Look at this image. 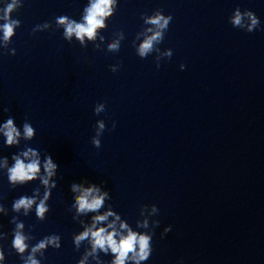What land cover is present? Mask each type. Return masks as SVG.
I'll use <instances>...</instances> for the list:
<instances>
[{"label":"clouds","instance_id":"obj_1","mask_svg":"<svg viewBox=\"0 0 264 264\" xmlns=\"http://www.w3.org/2000/svg\"><path fill=\"white\" fill-rule=\"evenodd\" d=\"M117 4V0H90L89 6L84 9L85 15L83 16V22L77 23L75 20L70 19L67 16H60L57 18V24L63 26L64 37L71 40L73 36L84 43V38L88 40H94L97 35L98 29L106 27L105 19L113 15V6ZM23 7V3L20 0H11L6 3L0 12V33L3 34V40L5 45L10 39L16 35L15 30L21 25V21L12 18V14ZM245 19L248 23H244ZM173 20L171 14L165 16L160 11L152 17H149L145 22L153 25L156 31L149 28L148 31L152 32L151 36H148L139 46L138 55L141 58H146L147 55L153 51L154 42H162L165 34L169 29V25ZM229 23L237 29L244 30L248 33H252L255 30L261 28L260 18L250 9H244L243 11L239 6L235 7L232 15L228 18ZM40 25H36L32 32L35 33ZM118 43H112L109 45L110 49L118 48ZM11 55H16V50L13 48ZM166 55L171 58L173 55L172 49H169ZM185 65L180 64V69L185 70ZM159 68V65H157ZM115 72V68L111 69ZM105 103L93 107V113L97 114L103 111ZM3 111L7 112L5 108ZM96 125L98 131L92 137V144L96 149L102 148L101 139L99 138L102 130L105 128L103 121H97ZM113 128H115V122H113ZM0 133L3 134L4 147L6 148H19L21 141H24V147L22 150L14 153L11 156L12 165L8 166V157H2L3 167L6 168V175L9 184L16 189L17 187L24 186L34 181H39L45 186L44 197L36 202L35 196L29 197L22 195L15 199L12 203V209L15 212H19L24 209L25 214L28 210L32 209L35 205V214L40 220L45 219V214L49 211V206L46 201L52 194L51 190L57 188V173L59 166L53 160L51 154H42L39 150L29 147L27 142L32 141L36 136V129L32 124L25 119L21 128L15 123V118L8 116V118L0 123ZM62 178V177H61ZM87 181V180H83ZM82 181V182H83ZM105 182H101L104 184ZM70 189L73 193L78 192L79 195L74 197V203L71 205L75 208L77 215L91 214L90 226H85L81 232L73 236V244L79 248L81 241H88L90 251L85 249L84 255L78 260L77 264H87L89 257L96 259L99 264V255L103 253L105 256L110 255L111 259L109 264H145L153 253V235L152 232H139L134 231L133 228L125 222L126 219H122L121 215L113 210V207L108 203V210L102 214H97L104 207L106 201L111 200V195L108 190H101V186L90 183L88 187H82L81 183H72ZM36 194H39V189H36ZM151 207L153 212H159L158 207L155 204L141 205L140 209H146ZM0 211H4L3 206H0ZM109 217L114 219L105 225V222L109 220ZM119 221V230L116 227V222ZM157 221V225H159ZM24 225L22 223L16 224L13 231V239L11 247L15 250V253L19 256L23 264H41V261L36 258V253L40 252L41 256L44 253L41 250L47 249L49 246L59 250L61 248V237L53 234L45 236L36 245L29 247L26 243L28 237L22 233ZM148 223L137 222L136 228H147ZM172 231V225L164 227L161 233V238ZM28 251V255L25 256V252ZM0 264H6V255L3 250V246L0 245ZM183 264V261L180 262Z\"/></svg>","mask_w":264,"mask_h":264}]
</instances>
